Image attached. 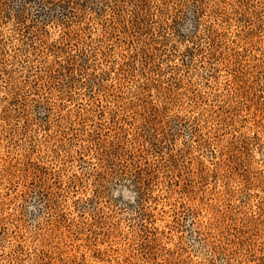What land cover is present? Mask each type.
<instances>
[{
  "label": "rangeland",
  "instance_id": "374dc122",
  "mask_svg": "<svg viewBox=\"0 0 264 264\" xmlns=\"http://www.w3.org/2000/svg\"><path fill=\"white\" fill-rule=\"evenodd\" d=\"M0 264H264V0H0Z\"/></svg>",
  "mask_w": 264,
  "mask_h": 264
}]
</instances>
